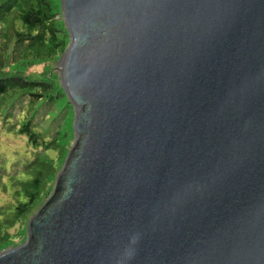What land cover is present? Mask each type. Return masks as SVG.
Here are the masks:
<instances>
[{
    "label": "water",
    "instance_id": "water-1",
    "mask_svg": "<svg viewBox=\"0 0 264 264\" xmlns=\"http://www.w3.org/2000/svg\"><path fill=\"white\" fill-rule=\"evenodd\" d=\"M71 150L0 264H264V0H60Z\"/></svg>",
    "mask_w": 264,
    "mask_h": 264
},
{
    "label": "trees",
    "instance_id": "trees-1",
    "mask_svg": "<svg viewBox=\"0 0 264 264\" xmlns=\"http://www.w3.org/2000/svg\"><path fill=\"white\" fill-rule=\"evenodd\" d=\"M55 1L0 0V131L13 133L24 141L26 147L35 150L29 160L26 155L22 159L19 157L22 161L20 168L16 167L19 166L18 161L12 163V167L7 166V161H13L8 157L4 159L6 167L0 166L3 169L11 168L6 175L12 181L11 188L19 187L17 195L0 206V246L13 234L12 230L21 217L28 213H31V216L35 212L37 208L34 207L43 200L55 179L52 173L53 162L57 156L61 159L62 155L58 140L43 137L33 118L35 111L37 112L43 104L49 106L51 100L56 101L58 85H55L51 77L36 78L34 74L23 72V69L17 70L13 61L22 58L21 52L31 54L35 49L43 51L41 47L47 44L53 51L65 47L66 40L58 37L62 32L61 27L53 19L58 6ZM28 49L30 51H27ZM32 56L39 60L44 55ZM48 79H52V82ZM14 106H17L15 110ZM12 110L14 111L11 112ZM14 115L15 121L12 122ZM43 116L38 118L47 119L48 114ZM16 174L19 178L15 177ZM3 184L0 181L2 196H5L7 192Z\"/></svg>",
    "mask_w": 264,
    "mask_h": 264
},
{
    "label": "rangeland",
    "instance_id": "rangeland-1",
    "mask_svg": "<svg viewBox=\"0 0 264 264\" xmlns=\"http://www.w3.org/2000/svg\"><path fill=\"white\" fill-rule=\"evenodd\" d=\"M56 3H58V6L56 7L57 10L54 15V20L58 23V25L61 27L62 32L58 34V37L61 39H65V47L60 50L59 48L55 49L54 51L51 49V46L49 44L42 46L41 49L43 51H34L29 54L28 52H21V57L17 60H13L15 65V68L17 70L23 69V72H26L27 74H34L36 78H42L44 76L51 77L54 79L55 85L59 88V90L56 93V101L51 100L50 105L43 104L41 108L35 111L33 114L34 120H36L37 124L35 126H39V130H41V133L43 134V137H50L55 138L59 142L58 148L62 150L61 159L60 157L55 159L54 163V169L53 172V183L51 184L50 189L47 191V194L45 197H43V200L41 202H37L36 204L37 208L35 212L30 216V214H26L25 216L21 217L18 221L17 226L15 229L12 230V235L8 236V238L2 243L0 246V252L6 251L9 249L16 248L20 245H22L26 239H27V227L29 224V221L31 217L38 212V210L48 201L50 196L52 195V192L55 187V182L57 180L58 174L62 171L64 162L68 154L71 152V150H75L77 148V145L75 143V134L73 131V122L75 118V107L70 102L68 96L65 93V90L61 83V77H60V65L59 61L64 54L70 38L68 31L64 25L63 17H62V11H61V2L60 0H56ZM60 39V42L62 40ZM27 51H30L29 49ZM44 55L41 59L37 60L32 55ZM48 74V75H45ZM49 82H52V79H48ZM18 106V105H17ZM17 106H14L13 109L15 110ZM20 106V105H19ZM12 110L11 112H13ZM48 114V116H47ZM16 115V114H15ZM15 115L12 116V122L15 121ZM40 115L47 116V119H41L38 118ZM41 134V135H42ZM52 150V149H48ZM46 150V151H48ZM35 150L26 147V144L22 139H20L18 136H15L11 132H7L6 130L0 131V166H5L4 159L8 157L9 159H13V161L6 162L7 166L12 167V163L17 162L19 166H16L17 168H20L21 160L25 155L28 157V160L33 157ZM25 153V154H23ZM48 153H51V151H48ZM18 157V158H17ZM6 167V166H5ZM0 181L3 182V186H6V192L7 195L2 196L3 192L0 188V206L7 203L8 200H12L16 194V191L19 190L18 186H13L11 188L10 183L12 182L9 179V176H6L7 173L10 172L11 168H0ZM9 171V172H8ZM23 171V170H22ZM22 171H17L22 174ZM16 178H19V176L16 174ZM20 180V179H19ZM2 186V187H3ZM44 196V195H43ZM34 210V209H33Z\"/></svg>",
    "mask_w": 264,
    "mask_h": 264
}]
</instances>
